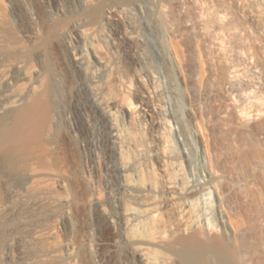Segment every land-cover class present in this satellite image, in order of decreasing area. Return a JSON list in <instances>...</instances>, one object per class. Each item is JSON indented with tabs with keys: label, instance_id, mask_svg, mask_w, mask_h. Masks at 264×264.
Returning a JSON list of instances; mask_svg holds the SVG:
<instances>
[{
	"label": "rangeland",
	"instance_id": "1",
	"mask_svg": "<svg viewBox=\"0 0 264 264\" xmlns=\"http://www.w3.org/2000/svg\"><path fill=\"white\" fill-rule=\"evenodd\" d=\"M242 1L245 5L249 3ZM60 2L67 9L63 17L47 13L46 3L41 0H0V63L9 64L21 58L26 64L24 67L34 65L39 69L38 84L23 91L18 105L0 111V264H62L67 257L64 254L67 244L74 264H93L86 245L90 236L103 242L104 264H140L130 240L123 239L116 248L111 246L113 230L92 202L99 197L109 203L103 183L115 182V169L112 168L119 161L116 159L112 170L106 172L105 163L111 159V148L105 144L103 120L96 116L97 124L89 131L81 125L85 137L92 134L95 138L97 156L94 167L90 168L80 137L73 134L70 118L64 117L73 98L84 111H91L84 96L76 93L77 75L66 57L60 26L78 16L85 22H94L107 6L143 4L147 8L153 3H160L159 10L153 13L147 8L142 17L158 35L156 32L145 34L148 44L160 46L162 53L156 55L146 48V59L159 74L161 88L168 91L170 107L183 109L177 122L182 136L192 144L206 171L219 178L216 193L212 190L210 194L213 200L211 216L217 226L212 230L198 228L197 232L181 234L179 236L183 237L176 239L177 236V241H167L165 248L173 253L179 264H264V52L259 46L261 34L258 31L262 27L258 29L247 21L229 0L226 15L239 17L229 26L241 36L238 40L225 37L230 51L224 54L223 60L233 67L243 68L238 69L242 73L237 70L240 76L234 78L236 85H240L235 92L233 85L219 80L213 49L194 20L190 2ZM112 26L107 25L109 34ZM117 41L110 34L108 45H119ZM239 47L245 50L242 56L250 65L248 68L244 67L242 58L235 57ZM125 55L121 71L124 82L131 83L132 89L124 86L121 94L124 100L135 102L141 91L149 87V81L132 76L133 68L138 71L143 64L141 58ZM9 69L14 79L22 73V69ZM251 75L254 84L247 87L246 78ZM172 85L176 87L175 96L169 91ZM241 107L250 112L244 127L236 117ZM32 169L48 176L30 183ZM17 189L22 191V196L15 194ZM54 196L66 197L64 206L68 211L57 223L53 221L58 213L57 206L28 204L40 197ZM51 224H54V234L49 240L31 239L23 232L26 226ZM133 233L132 229L124 231L128 236ZM9 247L14 257L7 254ZM38 251L45 252L47 257L33 258L35 253H40Z\"/></svg>",
	"mask_w": 264,
	"mask_h": 264
},
{
	"label": "bare ground",
	"instance_id": "2",
	"mask_svg": "<svg viewBox=\"0 0 264 264\" xmlns=\"http://www.w3.org/2000/svg\"><path fill=\"white\" fill-rule=\"evenodd\" d=\"M41 1L46 3L44 6H47V13L59 14L62 17L66 14L67 9L65 4L60 2L61 0ZM185 1L193 5L194 20L200 32L210 41L208 46L213 49L211 50L218 65L219 80L233 85L235 91L240 85L238 82L239 86L236 85L234 78L240 74L237 70L243 68L233 67V64L223 60V57L230 51L225 37H234L238 40L241 36L240 32L230 27L239 17L235 14L231 17L226 15L225 8L228 7L229 0ZM230 1L247 21L258 29L260 27L264 29V0H245L249 1V6L242 0ZM242 4L248 9L246 10ZM160 7V3H153L147 8L154 13ZM147 8L143 4L107 6L94 22H85L78 16L60 26L66 57L71 70L77 75L76 93L84 96L91 111H84L77 99L73 98L68 103L64 117L70 118L73 134L80 137L81 147L87 154L90 168L94 167L97 156L95 138L91 137L92 134L85 137L81 125L89 131L92 125L97 124L96 116L103 120L105 144L111 148V159L105 163L106 172L110 171L116 159L119 161L114 163L115 167L112 168L115 169L116 177L111 174L116 178L115 182L103 183L102 189L109 203L99 197L92 200L94 207L113 230L114 239L110 245L116 248L123 239L130 240L140 264H179L173 253L165 248V244L167 241L175 240L177 236L176 239L183 237L179 236L181 234L194 232L198 228L212 230L214 225L217 226L211 216L213 200L210 194L212 190L216 193L219 178L215 173L206 171L192 144L182 136L177 122L183 109L170 107L166 94L168 91L161 88L159 74L146 59V48L156 55L162 53L160 46L149 45L147 42L148 37L145 32L149 34L156 32V29L149 27L142 17ZM107 25H113L110 34L119 41L120 46L108 45L110 34ZM262 29L258 30L261 34L259 42L261 48L258 49L264 52V30L260 32ZM241 48L235 51V57L242 58L244 67L248 68L250 65L245 62L246 57L242 56L245 50L242 51ZM125 53L129 58H141L143 63L140 64L138 71L133 68L132 76L140 81L145 79L149 81V87L141 91L139 100L135 102L124 100L121 94L124 86L129 90L132 89H130L131 83L124 82L120 66ZM256 60L258 61V58ZM24 65L26 64L21 58L14 59L9 64L0 63V99L2 100L0 111L18 105L23 99V91L38 84V67L34 65L24 67ZM10 67L22 69L18 78L12 77ZM252 77L251 75L246 78L247 87L254 84ZM175 90V85L170 86L169 91L174 96ZM236 101L235 99V103ZM249 113L248 109L242 107L237 112L236 117L241 126L247 125ZM49 175L55 177L53 174ZM44 176L48 175L35 170L30 171L29 182L33 183ZM58 183L62 185V181L58 180ZM15 194L22 196V191L17 189ZM65 203V196H54L40 197L28 204L57 206L58 213L53 218L57 223L68 214ZM26 229L23 232L35 240L39 238L49 240L54 234V224L46 227L33 225L27 228L26 226ZM129 229L134 233L125 235L124 231L127 232ZM102 243L93 236H90L86 242L92 254L93 264H104L101 257ZM66 246L64 254L67 257L62 264H74L69 245ZM10 247L6 251L13 256ZM54 251L57 252L59 249L53 250L52 253ZM38 252L40 253H35L32 257L38 259L48 255L45 252Z\"/></svg>",
	"mask_w": 264,
	"mask_h": 264
}]
</instances>
